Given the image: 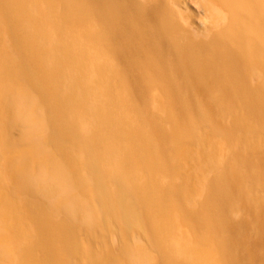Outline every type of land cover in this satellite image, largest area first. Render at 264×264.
<instances>
[{
    "label": "bare ground",
    "instance_id": "obj_1",
    "mask_svg": "<svg viewBox=\"0 0 264 264\" xmlns=\"http://www.w3.org/2000/svg\"><path fill=\"white\" fill-rule=\"evenodd\" d=\"M4 3L0 27L6 36L5 41L0 37V63L25 58L22 48H17L16 60L9 52L2 55L18 35L39 54L42 51L47 71L43 81L16 79L18 84L12 85L1 78L0 82L2 129L23 123L28 128L24 137L37 141L32 149L12 157L0 150V232L6 233L0 247L9 256L2 264H27L22 258L18 263L13 259L14 242L21 253L31 256L25 238L13 240L10 235L11 216L4 211L14 208L10 200L14 197L7 182L16 195L36 205L34 210H39L44 197L55 211L57 203L64 217H78L88 232L100 215L113 241L122 219L119 252L108 248L104 264H225L226 259L264 264V240L257 238L264 232V0ZM61 3L70 10L63 11ZM54 69L59 84L50 75ZM40 86L46 95L42 101L34 95ZM54 89L60 95L57 110L51 113L46 105ZM128 106L143 112L152 108L158 115L150 117L155 129L151 149L165 148L168 139L187 138L192 132L163 129L159 120L163 113L172 117L176 110L187 109L197 115L195 151L166 149L168 158L186 165L185 172L159 165L152 173L155 168L145 166L152 158L131 132L139 120L128 113ZM245 128L258 133V138L247 136ZM43 129V135L47 129L59 134L58 142L51 139L52 148ZM2 143L9 145L3 139ZM50 155L52 163L47 164ZM155 181L171 190L170 196L180 189L193 212L206 221L200 238L199 234L171 237L168 215L176 208L171 198L148 190V182ZM203 190L208 193L201 199ZM29 194L38 197L30 199ZM153 211L158 218L150 221V236L147 221ZM40 218L34 215L35 222ZM63 232L60 250L70 260L78 245L68 227ZM131 246L140 257L130 252Z\"/></svg>",
    "mask_w": 264,
    "mask_h": 264
},
{
    "label": "rangeland",
    "instance_id": "obj_2",
    "mask_svg": "<svg viewBox=\"0 0 264 264\" xmlns=\"http://www.w3.org/2000/svg\"><path fill=\"white\" fill-rule=\"evenodd\" d=\"M4 1L6 0H0L1 10H3V7L5 5ZM12 3H13L12 4L13 8L15 9L19 8L15 2H12ZM191 4L192 5H190V7L193 9V11L195 10L196 12V9H195L196 5H194L193 3ZM60 6L61 8H63V11L66 10V8L67 10H70V8L64 6L63 3H61ZM4 16L2 18V21L3 20L6 21V18ZM5 28L7 29V33H9L11 29H9V27L7 26H5ZM12 33L15 34L14 32ZM5 36L6 34L4 33V30L0 27V37L2 38V40H4ZM12 41H13L12 48H9L8 49L9 51L8 50L5 51L4 53H2V55L6 53L7 55H9L8 54L9 52L10 57L12 59L15 58L16 60L17 58L16 50L17 48L19 49L22 48L24 49L25 58L22 60V62L17 61V60L15 62L11 60L10 62H7L8 65L6 64L3 65L0 63V82H1V78H6L7 81L10 82L12 85L18 84V81L16 79L27 80L29 78H38L43 81V73L47 71V67L45 65V62L43 61L44 59H42L41 57L42 51H41V54H39L40 51H37L38 48L32 47L31 43L26 42L25 40L23 41V39L19 37L18 35H15ZM55 72H56V69L52 70L50 75L52 76L53 80L55 82H58L59 84L60 78H59V75ZM34 95L36 96L35 98L37 100L39 99L40 101H42L41 99L44 98V96H46L43 91V86L39 87L38 92L37 90H35ZM59 95H60V90L57 91V89H54V92H52V94L48 96L49 102L47 103L46 107L48 106L47 108L50 110L51 113L57 110V107H58L57 105L59 103L58 101ZM152 110H153L152 108H148V109H145V112H143L140 107L138 110L137 109L135 110V106L127 107L128 113L133 115V117H135L137 120H139V124L134 126L131 132L139 136L140 139H138L137 142L143 144L144 146L147 147V149H149L148 156L152 158L151 160L145 162V166L148 168H155L152 173H157L156 168L158 169L159 165H165L170 170L175 171V172H183V171L185 172V170L187 169L186 165L182 166V165H178L175 162H173L170 157L168 158L166 149L170 150L172 146L176 148H182L184 150L189 149L190 151H195L197 147H196V144L194 143V140H192V135L194 133L193 132L194 129L196 130V127L200 124V122L196 120L197 115H194L192 112H190L187 109L186 110L185 109L176 110V114H173L172 117L167 116L166 113H163L162 117L159 118V120L162 123L163 129L172 131L173 133H176V134L181 129H189L192 132L187 138L186 137L181 138L178 136V137H175L174 139H171V138L168 139V141L165 144L166 146L165 148L155 149L154 147L153 149H151L150 143L152 144L155 140V137H153L155 134L154 133L155 129L153 128L154 125H152V122H151V120L153 119L151 118H153L152 116L154 117L158 116ZM67 111H69V109ZM140 112H143V115H140ZM256 115L257 116L259 115V111H256ZM3 124H4L3 118L0 114V137H1L0 150L4 151L3 154H5L6 156L12 157L15 154L22 153L25 149L27 151L29 149H32V147H34V142L35 143L37 142L36 139H34L33 141L31 138L24 137V134L28 131V128L25 124L13 122L12 124L9 125L8 128L6 127L7 128L6 132H4L6 128L2 129ZM44 129L42 131V135H43ZM245 130L246 131L248 130L249 132V133H246L247 136L249 135V136H254L258 138V133L253 132L252 130L248 128H245ZM128 132L129 131H126V134ZM250 132H252V134H250ZM43 138L46 140L48 148H52L51 146L54 145L52 141L56 143L60 140L57 130L54 132V131H50L49 129L45 130V134L43 135ZM2 139H3V142H6V143L9 142V145L4 146L2 143ZM49 142L51 144H49ZM261 142L264 144V134L261 135ZM225 143L229 144L232 148H235L234 146H236L232 142L228 143L227 141H225ZM43 145L44 144H42V146ZM232 153H234V151ZM46 160L48 162L47 164H51L52 156L51 155L46 156ZM130 163L135 164V165H141L139 160L138 161L131 160ZM31 165L33 166L34 163H32ZM108 179L109 178H107V180ZM155 183L148 182L147 184L148 190L152 193H157L158 195L161 194L164 198H167V197L171 198V200H173L172 206L176 208V211H172L168 215L169 219L171 220V226L169 229V233L171 237H174V238L182 237L186 239L187 237L192 238L199 234L198 236L200 238L203 234L200 231L205 226L206 221L203 219H200L196 215V213L193 212V208H191V205H189V201L185 200L184 197L181 196L182 191L180 189L176 190V192H173V195L170 196L169 193L172 192L171 190H166L167 187L163 188L162 186L164 185L162 183L160 184L156 181ZM199 183L202 184L203 182H199ZM5 185L8 187L9 190H11L12 198L14 197L13 199H10L13 203L14 208L11 211L9 209H6L7 211H4L8 216H11V221L9 222L10 223L12 222L11 223L12 230L10 231L11 233L10 232L9 233L11 237H13V240L14 238L18 240H20L21 238L22 239L25 238L24 244L30 249V254H31V256L29 255L26 256L23 251L21 253V250L17 249L15 245L18 243L14 242V244H12V247L14 248V251H12V253H14L13 259L14 260L17 259V263L20 261L18 259L19 257V258H22L23 261L27 264H45V263L46 264H57V263L65 264L64 261H68V262L71 261L72 264H92V261L96 262L94 264H104V262L106 261L105 255H106V251L108 250V248H112L114 252H117V253L119 252L118 245L121 241L122 230H123L122 223H120L122 219L119 220L117 223V233L119 234L116 235L117 239L113 241L111 239V235L107 232V230L104 229L103 217H101L100 215L96 216L95 224L93 225L94 228H92L91 231L88 232L82 228L83 226H86V224L82 223V221L79 220L78 217L74 219H69V218L64 217L60 213L61 210L57 207V203H56V211H55L52 209V207L48 205L47 199L43 197L42 198L43 201L39 202L40 203L38 206L39 210H34L36 205L31 206L30 204L26 202V200L28 199L27 197L18 195V194L16 195L13 190L14 188L12 187L10 182H7ZM200 186L201 185L198 186V190L201 193ZM209 188L212 192L216 194L224 195V192H220L216 188L212 189L213 188L212 186ZM209 188L208 186H206V190H208ZM206 190H203V193L200 195L201 199H203L205 195H207L208 192ZM37 197L38 196L29 194L30 199H36ZM206 204H210L212 207L215 205L212 201L211 203L209 201H206ZM215 210L219 214V211L217 210V208H215ZM36 214H39V216L41 217L37 222H35L34 220V215L36 216ZM246 216H245L246 221H248ZM156 218H158V215L155 211H153V214L148 216L149 220L147 221V227H148V230L150 231V236H152L151 229H149L152 226L150 221L151 220L153 221ZM124 219H126V216L124 217ZM65 227H68L69 234H70L69 236H71V239L78 245L76 250L70 254V260L60 250V248L62 247L60 245V242L64 238L62 236L64 233L63 228ZM5 235L6 233L0 232V238H5ZM148 236L149 235L147 234L146 237L148 238ZM257 238L259 240H264V232L260 231V234L257 236ZM113 242L117 244H113ZM132 247L133 246L129 247V249ZM9 248L10 247L7 246L6 249H9ZM3 249L5 248L0 247V264L4 263V261L6 262L9 257V256L4 255L6 250H3ZM134 249L135 248H132L130 252L136 258L140 257V253L138 254V250H134ZM136 251H137V254H136ZM214 251H218L217 247H214ZM225 264H237V262L226 259Z\"/></svg>",
    "mask_w": 264,
    "mask_h": 264
}]
</instances>
